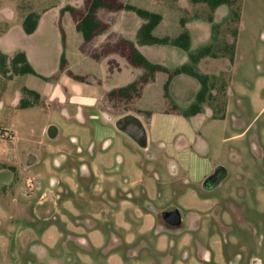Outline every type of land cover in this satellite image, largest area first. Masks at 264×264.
Masks as SVG:
<instances>
[{"label": "rangeland", "instance_id": "obj_1", "mask_svg": "<svg viewBox=\"0 0 264 264\" xmlns=\"http://www.w3.org/2000/svg\"><path fill=\"white\" fill-rule=\"evenodd\" d=\"M111 1L161 13L163 18L154 28V35L176 36L185 28L193 36L190 51L212 44L217 56L226 55L230 61L227 69H215V76L210 75L214 97L203 104L198 126L206 142L205 154L228 171L220 184L204 189L201 183L195 184L186 178L177 163L178 167L172 165V159L165 155L160 142L142 147L113 125V120L128 109H133L141 119L138 118L147 123L149 115L144 109L159 111L165 107L163 92L167 74L164 71H158L155 78L143 86L139 98L125 100L106 96L104 102L99 98L102 113L111 116L110 122L99 110L94 111L99 114V123L113 129L109 149L113 155L105 162L113 164L110 174L115 177L114 183L123 186L125 176L147 177L151 184L160 183L155 197L171 198L200 214L199 228L182 233L185 241L181 250L171 249L172 254L181 255L180 264H252L253 257L259 259L258 264H264V204L255 201V195L264 201V0H239L233 7L222 4L215 9L193 0ZM8 2L23 3L33 9L47 8L46 16L58 11L63 28L62 50L67 58L62 67L72 75L84 77L77 79L82 84L103 79L106 50L102 47L105 44H118L114 48L119 54L127 53L129 41L137 46V31L143 22L132 10L100 7L97 17L105 27L85 49L99 52L101 55L97 58L81 48L83 36L76 29L73 14L64 10L68 5L74 6L81 16L88 0ZM233 11H240L239 20ZM209 16H212L211 21ZM181 19L185 21L184 26ZM119 67L118 76L125 74L126 77L113 83L131 82L130 68L121 64ZM134 71L139 74L142 67L137 66ZM56 74L59 72L53 77H57ZM52 82L55 83V79ZM5 84H8L6 92ZM20 84L39 91L48 87L40 75L33 73L17 75L12 81L0 77V161L5 162H0V264H113L111 258L116 257L115 252L119 254L124 248H112L103 242L112 232L106 224L111 219L110 204L106 203L107 199H101V209L85 210L83 205L82 145L89 141L93 122L89 118L80 122L74 114L66 115L63 103L55 97L45 99V104L15 107L10 94ZM186 107V104L178 105L179 109ZM208 107L212 109V117L207 112ZM222 117L226 118L220 119ZM50 124L60 129L54 138L47 132ZM174 126L181 128L179 123ZM5 131L14 137H5ZM239 132L241 135H237ZM101 162L105 163L103 158ZM97 164L104 171V166ZM96 183L98 192L103 187L99 176ZM150 191L155 193L156 189L150 185ZM94 192L88 196L90 205L97 197ZM225 194L232 196L230 200L234 199V212L229 209ZM213 199L220 207L215 216L209 218L207 214L211 212ZM239 199L245 201L242 206ZM241 207L242 222V215L238 213ZM211 220L214 226L209 231L207 225ZM94 231H101L102 235L92 234ZM166 232L176 234L164 230ZM208 244H212L213 249H209ZM198 248L209 253L207 262L201 255L192 256ZM185 252L190 255L186 257ZM155 255L142 248L138 255L121 260L122 264H167L165 259L159 260Z\"/></svg>", "mask_w": 264, "mask_h": 264}, {"label": "crops", "instance_id": "obj_2", "mask_svg": "<svg viewBox=\"0 0 264 264\" xmlns=\"http://www.w3.org/2000/svg\"><path fill=\"white\" fill-rule=\"evenodd\" d=\"M223 5H219V7ZM46 9L47 8L44 7L33 9L23 3L10 4L8 0H0V50L9 56H12L19 50H23L31 65L37 73H39L40 77L46 81V85L48 86L45 91L36 90L32 86L26 84L15 86L10 94V98H13L11 103L15 107H19L18 105L22 97L33 100L31 95L22 92L23 87L39 93L40 98L34 105L40 103L45 104V99L55 97L59 102L63 103L62 109L66 115L70 116L74 114L80 122H85L88 118L93 122V128L90 129L89 141L85 143L86 145L93 140L100 143L105 138L111 139L113 129L99 123V114L98 112H94L95 109H97L102 114V110L100 109L101 104L98 102L99 98H103L104 102L105 97H109L108 92L110 90L130 83H122L119 85H116L118 82L113 83V81L117 79L126 77L125 74H120L118 76V71H120L119 64L128 69L130 68L129 76L132 81L138 78L137 75L139 76L143 72V68L139 74L135 73L134 68L138 65L130 61L128 50L127 53L120 54L118 50L106 51L103 53L105 58L103 79L100 80V78H97L91 82L82 84L74 75L66 69H63L61 65L62 54L65 55L62 50L63 28L58 17V11L56 13L54 12V15L48 14L46 16L44 14L47 11ZM30 12H37L39 14L38 22L36 29L32 33H26L23 22ZM170 36L173 35L170 34ZM192 42L193 36L191 34V47ZM136 47L152 62L159 63L168 68L177 66V64L172 66V63L182 61L180 63L184 64L189 62V57H186V55L189 54L183 53L182 50L184 49L178 46L170 44H137ZM91 48L93 49L94 47L91 46ZM84 51L92 55L93 50ZM65 61L67 63L66 57ZM227 63L229 65L230 61L226 55L217 57L205 56L197 62L195 67L200 72L215 76L213 74L215 69L225 70L227 69ZM57 72H59V74H56L57 77H53ZM157 72L154 73V78ZM16 76L8 78L0 74L1 78L8 81H12ZM187 77L185 81L192 83V90H186L183 94H176L174 98L172 97V101L177 103V105H189L193 96L200 88V84L195 78L191 76ZM53 79H55V83L52 82ZM153 79L143 84V86L145 87ZM7 90L8 84H5V92ZM141 95L142 90L140 96H136L135 98H139ZM163 98L165 107L160 108L159 111L147 108L144 109L149 115L147 123L141 120L146 128L147 144L160 142L161 147L165 150V155L175 160L180 167H183L191 180L196 182L201 181L216 165L214 159L209 158L203 150L206 147V142L200 136V130L198 128L204 103L201 105L200 112L192 116H185L182 114L183 108H173L164 95ZM207 112L212 117V109L210 107L207 108ZM133 114L140 118L135 112ZM225 118L226 117H222L220 119ZM175 123H179L181 128L178 129L174 126ZM56 127L58 129L57 136L60 129L58 125H56ZM237 135H241V133L239 132ZM74 138L75 137H73V140ZM222 139H225V137ZM104 156L103 154H98V159H104ZM6 164L13 167L9 162H6ZM98 232L99 231H94L91 233L95 234ZM113 258H111V260H113ZM180 261L181 260H176L175 264H180Z\"/></svg>", "mask_w": 264, "mask_h": 264}, {"label": "flooded vegetation", "instance_id": "obj_3", "mask_svg": "<svg viewBox=\"0 0 264 264\" xmlns=\"http://www.w3.org/2000/svg\"><path fill=\"white\" fill-rule=\"evenodd\" d=\"M182 65L183 64H180L173 68H168L163 65L166 68L165 70L164 69L157 70V71H164L167 74V80L164 83L163 95L164 97H166V99L169 101L170 105L173 108L178 107L177 103H174V101H172L176 94L180 95L183 94L186 90H192V83L185 81V79L188 78L187 76L189 77L191 76L199 82V80L195 76L187 72L175 73V70ZM145 72L146 70L143 68V72L138 76L137 79H139V77ZM182 75H186V76H182ZM167 82H168V86L167 88H165V84ZM197 92L193 96L192 101L189 103V105L194 102ZM131 94L136 95V93L134 92ZM117 98L125 99V100L128 99L123 96H117ZM133 113H134L133 109H128L119 117ZM102 115L106 117L108 120L111 119V116L109 114L102 113ZM119 117L113 120V125L116 128H117L116 121ZM125 133L129 135L132 139H134L140 146L146 147L148 145L147 138H145L146 144L142 145L129 133L127 132ZM109 149H110L109 138L103 139L100 143L99 142L97 143L95 140H93L85 146L82 145V193L84 194L83 205L85 210H89L91 207H94L96 209H101L103 206L101 204L103 203L101 199L102 200L107 199L106 203L110 204L112 208L111 219H109L110 222L106 224L107 226L111 227L112 232L114 231L113 227H115L116 230L113 233L111 232L109 238H104L103 242L109 243L110 244L109 247L112 248L119 246H123L124 248V251L119 252V254L118 252H115L116 257L113 258V264H122V260H121L122 258H124L125 261H127L126 259L132 254L138 255L139 250L142 248H146V251H149L154 255L156 254L155 256H157L159 260L160 258H162L163 260L165 259L167 264H175L176 260H181L180 257L181 255L172 254L171 249H175V251L181 250V248L184 246L183 242L185 241V240L183 241L182 239V233L183 232L190 233L199 228L200 219H201L200 214L197 211H195L193 208L185 207L178 201L172 200L171 198L155 197L156 195L159 194L158 185L160 183L153 182L151 184V182L148 180L147 177L138 176L136 178L131 179L129 176H125L124 182H122V184H124L123 186L117 183L115 184L114 183L115 177H113V174H110L113 171L111 168L113 164H110L109 162L108 163L105 162L108 160V158H111L113 155V153L109 151ZM98 154L105 155L103 159L105 163L101 162L100 158L98 159ZM119 159L122 160V157L119 156ZM171 161H173L172 165L174 166L175 164L176 166L177 162L173 159ZM97 163L104 166V171L98 168L99 166ZM181 168L186 178L191 180L188 177L187 171H185L183 167ZM227 174L228 171L224 165L216 164L213 170L210 173H208L201 181L198 182L194 181V183L195 184L201 183L204 189H211L212 187L220 184L221 180L224 179L227 176ZM98 176L100 178L103 187L102 188L100 187V190L97 192L98 184L96 183V179ZM150 185L151 188L153 187L154 190L156 189L155 193L150 191ZM94 190L97 192L96 195L97 197L96 200L93 202V204L90 205L88 196L91 194H95ZM194 190H197V187H195ZM224 197H226L229 200V207H230L229 209H231L234 212L233 209L236 208L235 206L236 204L233 202L234 199H232L233 201L230 200V198L232 197L230 196V194L228 195L225 194ZM262 200L263 198L259 197L258 195H255V201L257 203L262 202L263 205L264 201ZM244 202L245 201L239 199L240 206H242ZM213 203H214V199H213ZM218 207H220V205L218 203L217 204L214 203L210 209L211 212H209L207 216H209V218L214 217L215 211L217 210ZM238 213L239 215H242V207H241V211H239ZM243 218L244 217L242 215L241 222ZM241 222L239 223V225L241 224ZM213 226L214 224L211 220L210 224L207 225L208 230L212 231ZM164 230L175 232L176 234L175 236H173L167 234V232L164 233ZM100 234L102 235L101 231ZM138 238L140 239L138 241H135ZM85 242L86 244H88L87 240ZM207 247L209 249H213L212 244H208ZM202 249L203 250L198 248V250H196L195 254H193L192 256L193 257L196 256L197 258L198 256L201 255L203 261L207 262L209 259V253L204 248ZM189 255L190 253L185 252L186 257ZM258 260L259 259L257 257H253L251 259V263L258 264Z\"/></svg>", "mask_w": 264, "mask_h": 264}, {"label": "trees", "instance_id": "obj_4", "mask_svg": "<svg viewBox=\"0 0 264 264\" xmlns=\"http://www.w3.org/2000/svg\"><path fill=\"white\" fill-rule=\"evenodd\" d=\"M195 2H205L211 9H215L219 5L226 4L228 7H233L235 2L239 0H193ZM239 5V4H238ZM100 7H105L109 9H128L134 11L139 15L143 22L141 23L137 31V44H170L178 46L186 51H189V62L184 63L182 66L178 67L175 70V73L187 72L195 76L200 82V89L196 94V98L193 103H191L186 109L182 111L185 116H190L200 111L201 105L206 102L208 99L214 97L213 88L214 82L210 81L211 77L207 73L197 71L195 65L197 62L205 56L217 57L216 52L213 49L212 44H207L201 46L195 51H190L191 46V35L187 29H183L178 35L170 36L163 35L157 36L153 34L154 28L162 20V15L159 12L151 11L143 7H139L130 3H116L111 0H88L86 9L82 12L81 16H78L76 8L74 6L68 5L64 7V10H69L73 14V18L76 22V29L82 34L84 42L82 48L85 50L88 48V44L98 34L101 30L104 29L105 25L97 17V10ZM240 10V8H239ZM76 12V13H75ZM234 15L237 16L238 20L240 19V11H233ZM39 14L37 12H30L24 22L23 27L26 33H32L38 22ZM209 20H212V16H209ZM181 22L184 24V19H181ZM130 46L128 50V55L130 61L138 66L143 67L146 72L142 74L139 79H136L124 86L112 89L108 92V96L113 98L117 96H123L128 99L133 98L134 96H140L142 86L145 82L154 78V73L160 69H166L163 65L159 63H154L149 60L131 41L127 42ZM118 46V44H117ZM111 43L105 44L102 48L103 51H113L114 47H117ZM233 53L229 56L230 60L233 59ZM93 57H99L100 53L92 51ZM65 57L62 54L61 65H65ZM33 73L39 75L34 67L29 62L26 53L23 50H19L14 53L12 56L7 55L0 50V74L5 77L12 78L16 75ZM76 79L82 80L84 77L74 75ZM168 82L165 84L167 88ZM24 94H29L33 97V100L27 98H22L19 102V107H28L34 105L37 100H39L40 95L37 91L28 89L26 87L22 88ZM136 93L132 95L131 93ZM215 118V117H214ZM1 166V164H0Z\"/></svg>", "mask_w": 264, "mask_h": 264}, {"label": "water", "instance_id": "obj_5", "mask_svg": "<svg viewBox=\"0 0 264 264\" xmlns=\"http://www.w3.org/2000/svg\"><path fill=\"white\" fill-rule=\"evenodd\" d=\"M116 126L120 130L129 133L135 138L140 144H146V131L142 121L134 114H127L121 116L116 121ZM58 132L56 125L52 124L48 127V135L54 138Z\"/></svg>", "mask_w": 264, "mask_h": 264}, {"label": "built area", "instance_id": "obj_6", "mask_svg": "<svg viewBox=\"0 0 264 264\" xmlns=\"http://www.w3.org/2000/svg\"><path fill=\"white\" fill-rule=\"evenodd\" d=\"M3 135H4L5 137H8V138H13V137H14L13 134L8 133V132H6V131L3 133Z\"/></svg>", "mask_w": 264, "mask_h": 264}]
</instances>
